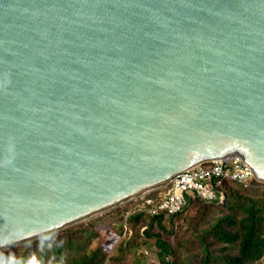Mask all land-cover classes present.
Segmentation results:
<instances>
[{
    "label": "water",
    "instance_id": "obj_1",
    "mask_svg": "<svg viewBox=\"0 0 264 264\" xmlns=\"http://www.w3.org/2000/svg\"><path fill=\"white\" fill-rule=\"evenodd\" d=\"M234 156L264 182V0H0V251Z\"/></svg>",
    "mask_w": 264,
    "mask_h": 264
},
{
    "label": "trees",
    "instance_id": "obj_2",
    "mask_svg": "<svg viewBox=\"0 0 264 264\" xmlns=\"http://www.w3.org/2000/svg\"><path fill=\"white\" fill-rule=\"evenodd\" d=\"M230 186L236 188L231 189ZM221 190L226 192L227 197L220 205L192 199L182 212L167 218L164 214L148 213L152 202L143 204V211L130 218L132 223H138L141 219L149 221L142 231L148 237L145 246L157 249L156 257L160 264H179L177 250L163 239V232H166L164 221L172 222L190 205L200 203L219 210L220 214L212 216L209 222L197 229L200 252L195 253L192 264H260L258 262L264 257V196L256 194L264 192L227 182L223 183ZM150 197L154 203L159 200L158 192ZM94 221L52 233L38 240L32 252L26 246L22 252L16 248L0 252V264H35L34 258L38 259L39 256L40 262L37 264H105L111 251L106 242L114 238L112 236H116V232L112 230L108 235L101 233L95 228Z\"/></svg>",
    "mask_w": 264,
    "mask_h": 264
},
{
    "label": "rangeland",
    "instance_id": "obj_3",
    "mask_svg": "<svg viewBox=\"0 0 264 264\" xmlns=\"http://www.w3.org/2000/svg\"><path fill=\"white\" fill-rule=\"evenodd\" d=\"M230 187L231 189L232 187L236 188V186ZM256 195L264 196V193ZM143 204L144 203L138 200H131L130 197L121 203L112 204L94 215H89L75 221L68 227L59 230V232L79 227L82 224L86 225L96 220L93 223L96 225L95 228L101 233H106L108 235L112 230L116 232V236H112L114 238L106 242L107 247H111V251L108 253L109 257L105 264H160L158 257H156L157 249L150 245L145 246L148 237H146L142 231L147 228L149 221L141 219L138 223H132L130 219L136 213L143 211ZM218 214H220L219 210L205 207V205L200 203L194 204L193 206L190 205L187 210L174 221H164L165 223L163 224L166 226V232H163V239L177 250L176 255L179 264L193 263L195 253L200 252V246L197 240V229L209 222L212 216ZM100 217L102 219H98ZM156 232H158V229H156ZM49 235H52V233L17 243L15 246L3 249L0 252H6L13 248L22 252L25 246L29 247L31 252L35 251L33 245L38 242V240ZM36 251L40 254L39 250ZM143 252L144 256L142 257ZM38 261L40 262V256L38 259L34 258L35 264H37ZM258 263L264 264V257Z\"/></svg>",
    "mask_w": 264,
    "mask_h": 264
},
{
    "label": "built area",
    "instance_id": "obj_4",
    "mask_svg": "<svg viewBox=\"0 0 264 264\" xmlns=\"http://www.w3.org/2000/svg\"><path fill=\"white\" fill-rule=\"evenodd\" d=\"M233 183L245 189H264V183L257 178L249 165L240 157L234 156L223 160H214L181 171L171 176L158 187L148 190L134 200L152 203L148 208L150 215L164 214L170 218L182 212L192 199L205 203L221 204L225 192L223 183ZM158 192L159 200L154 203L150 195Z\"/></svg>",
    "mask_w": 264,
    "mask_h": 264
},
{
    "label": "clouds",
    "instance_id": "obj_5",
    "mask_svg": "<svg viewBox=\"0 0 264 264\" xmlns=\"http://www.w3.org/2000/svg\"><path fill=\"white\" fill-rule=\"evenodd\" d=\"M206 163V162H205ZM199 166V165H198ZM257 178V177H256ZM257 181H259L258 179H257ZM166 182V181H165ZM259 182H261V183H264V182H262V181H259ZM164 183V182H163ZM162 184V183H161ZM160 185V184H159ZM159 185H157V186H154V187H152L151 189H153V188H156V187H158ZM150 188H149V190H151ZM250 190H262V191H264V189H250ZM146 191H148V189L147 190H144V191H142V192H140V193H136V194H134V195H131L130 197H131V200H134V198L135 197H139V195H141L142 193H144V192H146ZM130 197H128V198H130ZM226 197H227V195H226V192H225V199H226ZM127 198V199H128ZM225 199H224V201H225ZM200 200V199H199ZM138 201H140V199L138 200ZM202 201V200H201ZM224 203V202H223ZM223 203H221V204H223ZM215 204V203H214ZM217 205H220V204H217Z\"/></svg>",
    "mask_w": 264,
    "mask_h": 264
}]
</instances>
